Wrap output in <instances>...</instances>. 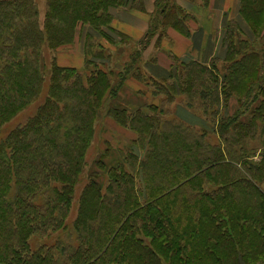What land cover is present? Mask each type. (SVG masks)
Returning a JSON list of instances; mask_svg holds the SVG:
<instances>
[{
	"label": "trees",
	"instance_id": "obj_1",
	"mask_svg": "<svg viewBox=\"0 0 264 264\" xmlns=\"http://www.w3.org/2000/svg\"><path fill=\"white\" fill-rule=\"evenodd\" d=\"M134 1L46 0L40 26L33 0H0V127L39 93L43 45H70L81 31L84 67L90 68L83 78L74 68L57 66L54 57L47 97L36 116L0 140V264L264 260V47H255L264 46V0H239L241 20L254 39L242 38L241 26L231 21L220 68L217 60L207 66L190 61L159 81L141 76L135 67L131 74L151 87L159 104L134 110L112 106L105 118L136 132L132 146H141L142 157L129 151L122 163L108 166L100 159L107 185L91 177L82 190L72 223L75 244L31 248L32 238H49L67 228L95 120L126 77L118 76L112 85L113 72L96 67L106 63L101 40L114 45L117 38L127 39L111 26L112 13ZM167 8L163 4L161 17L155 18L187 36L186 15ZM154 26L146 37L157 43L161 35ZM142 49L140 42L130 57L133 65ZM175 102L198 112L219 143H209L204 129L166 119ZM244 196L245 204L240 202Z\"/></svg>",
	"mask_w": 264,
	"mask_h": 264
},
{
	"label": "crops",
	"instance_id": "obj_2",
	"mask_svg": "<svg viewBox=\"0 0 264 264\" xmlns=\"http://www.w3.org/2000/svg\"><path fill=\"white\" fill-rule=\"evenodd\" d=\"M174 3L186 12L185 25L189 33L185 36L179 30L169 26L165 28V34L170 42L160 38L156 43L154 37L150 40L146 37L154 17H161L155 14L156 0H135L132 7L115 9L112 13L111 26L115 30L127 37L135 47L143 42L140 58L135 63L136 68L140 67L141 76L150 75L151 78L160 81L168 78L181 63L194 61L207 66L213 60L223 61L227 54L226 26L231 21L238 22L240 26L243 24L239 14V0H206V2L205 0H193V2L174 0ZM188 12L191 15H188ZM83 40L84 34L79 31L72 44L61 47L55 56L57 66L80 71L79 69L85 64L82 50ZM101 43H104L103 40ZM124 89L121 98L126 108L129 106L131 110H134L146 104H155L151 102L154 99L156 100L155 105L159 104L160 98L145 93L143 85L133 78L125 81ZM172 105L173 116L179 118L178 121L182 120L194 125L204 122L195 116L194 111L180 105L179 102ZM103 124L109 127H106L108 130L133 134L132 131L120 127L109 118L103 117ZM131 140H134V137L131 136Z\"/></svg>",
	"mask_w": 264,
	"mask_h": 264
},
{
	"label": "rangeland",
	"instance_id": "obj_3",
	"mask_svg": "<svg viewBox=\"0 0 264 264\" xmlns=\"http://www.w3.org/2000/svg\"><path fill=\"white\" fill-rule=\"evenodd\" d=\"M33 1L37 9L39 24L40 26H42L45 13H46V0H33ZM189 1L193 2V0H189ZM163 4L167 5L168 11L169 9H176L177 11L178 9H180L178 5L177 6L175 5L174 0H156L155 14L158 13L159 11L158 9ZM182 12L184 14L186 13L183 10ZM188 15H191V13L188 12ZM155 17L153 20V23L155 25L154 31L157 32L159 35H161V38L164 39V41L170 42V39L165 34V28H168L169 26L168 27L162 26L161 20H157ZM241 27H243L242 31L244 33L243 35L244 37L242 38L246 37L245 39H248L249 41L253 40L254 36L248 30V27L244 23L241 24ZM116 41L117 43H115L114 45H109L107 43L102 44L104 45V48H105V50L102 52L103 53L102 56L104 57V61L106 63L105 64L98 63L96 64V67L104 70V72H107L108 75L110 74L109 73L110 71L113 72V76L112 74H110V77H109L112 85H114V83L118 81V76H119V79L124 78L123 76H126V77H125L124 82L117 89V94L115 98L114 99L109 98L110 101L108 99L104 101L98 113V117L95 120L93 137H92V140L90 141L89 147L87 148L85 152V156H84L86 166L83 169V172L81 176L79 177L77 184L74 187L71 207L69 210V214L65 220V225L67 228L63 232H57L55 234H52L49 238H37V237L32 238L29 241L32 249H35L41 245L51 246L52 244L54 245L57 241H59V243L61 244H67V243H70L72 245L75 244L72 223L77 217L78 202H79V197L81 195L82 190L88 184L91 177H93L95 181L99 183L103 188L107 185L106 173L104 171L105 167L104 166L102 167L98 163L100 159H102L105 166H108V164H110L113 161L122 163L124 161L123 158L126 152H129V151H133L134 153H136L138 157H142L143 152L140 149L141 146L140 145L138 146L137 144H134V146H132L133 141H135L137 138V134L135 131H132L133 134H125V133L116 132L113 130H108L109 127L103 124V117H105V112L109 107H112V106L113 107L118 106V108L126 107L124 100L121 98V93L125 90L124 89L125 81H127V79L133 78L134 80H137L138 82H140L143 85V88H144L143 91H145V93H149L152 96L151 87L146 85L145 82L137 79L135 76H133V74H131L133 70H135V65L131 63L132 61L131 56L133 55V52L136 49L135 45L126 38H123L122 40H119V38H117ZM260 45L261 44L257 43L255 44V47H257L258 49H261L264 47V46L260 47ZM67 46L69 45L62 46V47H67ZM60 48L61 47L57 49H49L45 45L42 46L41 52H40V60L41 58L42 60L40 62V65L43 68V82L41 83L40 91L39 93L37 92V94L34 97H32L28 102H26V105L18 108L16 112L13 114V116L7 122L2 124V126L0 127V140L4 139L14 129L25 126L33 117L36 116L37 110L44 103L47 97L48 88H49V72H50L51 62L53 61V58L57 55V51H59ZM130 57H131V61H130ZM222 63L223 62L217 61L215 63V66L216 67L218 66L220 68ZM89 69L90 68L87 66L79 69L80 70L79 72L83 74L82 75L83 78H86V76L89 75V71H88ZM219 73H221V70L219 71ZM146 76L150 77V75H146ZM151 102H154L156 104L155 99ZM180 105H183V104H180ZM234 105H235V99H232L230 102V110H228L230 114L233 113L234 111L233 110ZM242 109H245V107ZM172 110H173V105L170 106V109H169V112L171 111L170 114L167 113L165 115L166 119L170 120V119L176 118L175 116H173ZM223 112H225V109L221 111V114ZM194 113L197 118H201L198 112H194ZM247 117H248V114L245 113L243 117L241 118V120L245 121V118L247 119ZM188 122H192V121H188ZM200 123L201 124L197 123L195 125L194 124H188V125L194 127L193 129L195 130H198L200 128L204 129L206 131L205 133L207 134L206 139L208 140V142L211 144H218L219 139H218V136L215 133H213L214 131L213 127L209 125L208 123H205V121L200 122ZM131 136L134 137V140H131ZM259 152L260 151H257L256 155H258ZM251 160L257 161L258 157L257 156L253 157L251 158ZM262 188L264 189V183H262ZM245 198L246 197L244 196V199L241 200L240 202L245 204L247 202L246 200L247 198L246 199ZM96 224L98 226V221ZM251 264H264V260H258Z\"/></svg>",
	"mask_w": 264,
	"mask_h": 264
}]
</instances>
